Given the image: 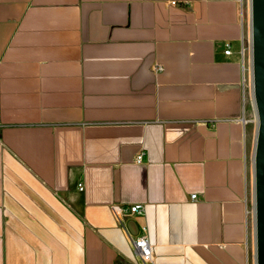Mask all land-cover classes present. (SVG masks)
Wrapping results in <instances>:
<instances>
[{
	"label": "crops",
	"instance_id": "1",
	"mask_svg": "<svg viewBox=\"0 0 264 264\" xmlns=\"http://www.w3.org/2000/svg\"><path fill=\"white\" fill-rule=\"evenodd\" d=\"M243 2L0 0V264H254Z\"/></svg>",
	"mask_w": 264,
	"mask_h": 264
},
{
	"label": "water",
	"instance_id": "2",
	"mask_svg": "<svg viewBox=\"0 0 264 264\" xmlns=\"http://www.w3.org/2000/svg\"><path fill=\"white\" fill-rule=\"evenodd\" d=\"M249 68L255 132L251 156L254 264H264V0H248Z\"/></svg>",
	"mask_w": 264,
	"mask_h": 264
},
{
	"label": "built area",
	"instance_id": "3",
	"mask_svg": "<svg viewBox=\"0 0 264 264\" xmlns=\"http://www.w3.org/2000/svg\"><path fill=\"white\" fill-rule=\"evenodd\" d=\"M244 1V0H243ZM248 10V0H245ZM173 4V3H172ZM248 18V16H247ZM240 23L242 26V33L240 37V47L238 50V56L240 58L241 68H242V121L245 124L244 118V108L246 99L251 102V85H250V68L247 73V69L249 67V30H248V19L244 26V21L242 18V11H240ZM231 54L230 48L228 44L224 45L223 55L228 56ZM246 63V64H245ZM156 70L159 71L160 67H156ZM142 154H138L134 158V162L136 164L141 163ZM251 173V170H250ZM244 181L246 185V202L248 203V210L246 211V216L249 217L252 221V192H251V183L247 184L246 178V158H245V168H244ZM251 181V177H250ZM78 191L82 190L81 184L77 185ZM190 200H195V195H190ZM111 213L114 218L118 219L119 216L129 214V215H137L142 212L141 205L134 204L129 205L127 207H122L120 205H112L110 207ZM132 254L137 261V264H153L152 250L151 246L148 243L145 236H139L135 239H130Z\"/></svg>",
	"mask_w": 264,
	"mask_h": 264
},
{
	"label": "rangeland",
	"instance_id": "4",
	"mask_svg": "<svg viewBox=\"0 0 264 264\" xmlns=\"http://www.w3.org/2000/svg\"><path fill=\"white\" fill-rule=\"evenodd\" d=\"M247 16H248V10L247 5L244 0L243 7H242V18L244 21V26L247 22ZM246 64V63H245ZM245 107L246 113H245V124L246 125V178H247V184L251 183L250 177H251V156H252V149H253V140H254V132H255V121H254V114L252 109V103L249 102L248 99H246Z\"/></svg>",
	"mask_w": 264,
	"mask_h": 264
},
{
	"label": "bare ground",
	"instance_id": "5",
	"mask_svg": "<svg viewBox=\"0 0 264 264\" xmlns=\"http://www.w3.org/2000/svg\"><path fill=\"white\" fill-rule=\"evenodd\" d=\"M248 71H249V67H248V69H247V73H248ZM253 260H254V256H253Z\"/></svg>",
	"mask_w": 264,
	"mask_h": 264
}]
</instances>
